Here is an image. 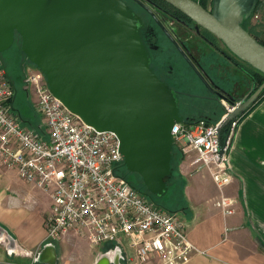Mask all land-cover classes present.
<instances>
[{
	"label": "water",
	"instance_id": "1",
	"mask_svg": "<svg viewBox=\"0 0 264 264\" xmlns=\"http://www.w3.org/2000/svg\"><path fill=\"white\" fill-rule=\"evenodd\" d=\"M161 1L264 74V45L240 25L259 0H212L210 12L193 0ZM139 25L122 0H0V56L19 38L25 59L44 75L53 96L96 131L113 132L125 169L151 195L163 197L171 174V128L182 119L174 93L149 67ZM262 92L264 83L230 103L234 108L221 122L219 137ZM3 233L0 228V239ZM120 256L119 249L113 256L105 252L95 264H118ZM35 262L56 264V246L46 243Z\"/></svg>",
	"mask_w": 264,
	"mask_h": 264
},
{
	"label": "built area",
	"instance_id": "2",
	"mask_svg": "<svg viewBox=\"0 0 264 264\" xmlns=\"http://www.w3.org/2000/svg\"><path fill=\"white\" fill-rule=\"evenodd\" d=\"M24 73L42 129L26 126L15 113V89L0 60V164L50 197L46 242L56 244L73 232L91 246L116 244L121 250L125 239L134 264L187 263L196 249L183 222L120 176L124 159L118 137L96 131L71 113L33 65ZM223 105L224 116L216 123L180 122L171 128L173 147L183 161L194 173L206 171L220 191L231 182L229 151L241 118L231 120L219 137L221 122L234 108ZM214 206L224 216L235 212L234 201L223 195Z\"/></svg>",
	"mask_w": 264,
	"mask_h": 264
},
{
	"label": "crops",
	"instance_id": "3",
	"mask_svg": "<svg viewBox=\"0 0 264 264\" xmlns=\"http://www.w3.org/2000/svg\"><path fill=\"white\" fill-rule=\"evenodd\" d=\"M8 78L16 98V84ZM229 167L231 182L220 191L206 171L192 172L188 161L178 165L182 199L181 210L175 214L196 249L185 264H264V94L241 114ZM1 179L7 186L0 187V228L4 232L0 264H38L36 255L47 243L45 218L51 209L50 197L22 181L15 169L0 164ZM15 179L22 188L12 187ZM221 195L234 201L233 214L224 216L214 206ZM8 239L13 241L12 248ZM55 246L56 264H95L103 253L113 256L118 249L116 244L91 246L73 232ZM120 249L118 264H129L132 258Z\"/></svg>",
	"mask_w": 264,
	"mask_h": 264
},
{
	"label": "flooded vegetation",
	"instance_id": "4",
	"mask_svg": "<svg viewBox=\"0 0 264 264\" xmlns=\"http://www.w3.org/2000/svg\"><path fill=\"white\" fill-rule=\"evenodd\" d=\"M139 18V35L154 75L174 93L183 123H216L225 103L256 90L259 72L214 35L165 2L122 0ZM211 11L212 0H193Z\"/></svg>",
	"mask_w": 264,
	"mask_h": 264
},
{
	"label": "trees",
	"instance_id": "5",
	"mask_svg": "<svg viewBox=\"0 0 264 264\" xmlns=\"http://www.w3.org/2000/svg\"><path fill=\"white\" fill-rule=\"evenodd\" d=\"M148 1L156 4L162 2L161 0H148ZM258 11H260V21L256 24H252V18L253 16H257L256 12ZM240 25L252 37H254V39H256L259 43L264 45V39H260L261 35H264V0H259L257 2V5L251 17L249 19H243ZM258 75H259V79L257 81L256 88L259 87L262 83H264V74L259 73ZM261 94H264V92H262ZM21 121L23 123L25 122L29 123V121H25V120L24 121L21 120ZM29 124L32 128H35L31 123ZM186 124H192V123L188 122ZM182 160H183L182 154L173 147L172 158L170 162L171 174L167 179L166 182L167 192L163 197H157L151 195L144 187L140 177L135 173L128 172L124 166L122 170L119 172V174L134 190H136L137 192L148 198L152 203H154V205L170 213H177L178 211L181 210L182 181L179 177L178 165L179 163L182 162ZM106 245H112V244H106Z\"/></svg>",
	"mask_w": 264,
	"mask_h": 264
},
{
	"label": "rangeland",
	"instance_id": "6",
	"mask_svg": "<svg viewBox=\"0 0 264 264\" xmlns=\"http://www.w3.org/2000/svg\"><path fill=\"white\" fill-rule=\"evenodd\" d=\"M257 18L253 16L252 24H256L260 21V11L256 12ZM260 30V29H258ZM260 39H264V35H261ZM2 64L12 81L16 84L17 95L14 102L15 113L18 114L21 120L29 121L35 128L41 130L42 122L38 114L32 108L33 96L26 91L24 85V70L29 65L28 61L25 59L21 49H20V39L16 38L14 44L10 49L5 51L0 56ZM22 73L23 76H22ZM23 77V78H22ZM26 123V122H25ZM27 124V123H26ZM13 188H22V183L18 182L16 179L12 180ZM7 186V183L4 180H0V187ZM178 214V213H177ZM55 245V244H54ZM121 248L123 249L127 258H132L133 260V251L128 246V243L125 239H122ZM129 264H134L133 261H130Z\"/></svg>",
	"mask_w": 264,
	"mask_h": 264
}]
</instances>
